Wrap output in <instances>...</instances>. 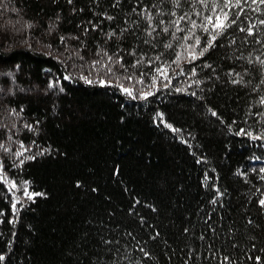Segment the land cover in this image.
<instances>
[{
    "label": "trees",
    "instance_id": "obj_1",
    "mask_svg": "<svg viewBox=\"0 0 264 264\" xmlns=\"http://www.w3.org/2000/svg\"><path fill=\"white\" fill-rule=\"evenodd\" d=\"M0 26V264H264V3L0 0Z\"/></svg>",
    "mask_w": 264,
    "mask_h": 264
},
{
    "label": "rangeland",
    "instance_id": "obj_2",
    "mask_svg": "<svg viewBox=\"0 0 264 264\" xmlns=\"http://www.w3.org/2000/svg\"><path fill=\"white\" fill-rule=\"evenodd\" d=\"M221 19H220V23H221ZM1 27V26H0ZM6 27V26H5ZM4 27V28H5ZM4 67L0 68V71H3ZM2 72H1V76H2ZM2 158L0 157V167L2 169V163H1ZM3 170V169H2ZM9 186V194H11V197L13 198V203H17L20 198L22 199H26V197L28 195H25V192H27L30 195V190H28V187L26 186V184L24 182L20 183L17 181L10 180V184H8Z\"/></svg>",
    "mask_w": 264,
    "mask_h": 264
},
{
    "label": "snow or ice",
    "instance_id": "obj_3",
    "mask_svg": "<svg viewBox=\"0 0 264 264\" xmlns=\"http://www.w3.org/2000/svg\"><path fill=\"white\" fill-rule=\"evenodd\" d=\"M69 2H71V0H69ZM177 2H178V0H177ZM201 2L203 3V0H201ZM225 2H226V4L227 3H230L231 2V0H225ZM254 2H256V0H254ZM259 2L260 3H264V0H259ZM239 5V0H237V6ZM226 15V14H225ZM217 27H220V28H223L224 27V25L222 24V23H220V24H217ZM167 29H165V31H166ZM243 30V29H242ZM213 39H215V37H213ZM208 47H211V45L209 44L208 45ZM208 47H205L204 48V52H206L207 50H208ZM203 54V52L201 53V55ZM262 63H264V62H262ZM238 82V81H237ZM125 91H127L126 89H125ZM214 115H215V113H213ZM25 195H29L27 192H25ZM260 203L262 204V205H264V200H262V201H260ZM13 207H15V206H13ZM4 259V257L3 256H0V260H3Z\"/></svg>",
    "mask_w": 264,
    "mask_h": 264
}]
</instances>
